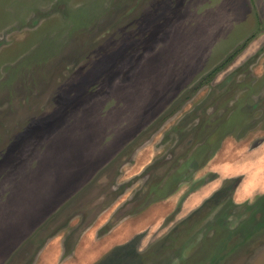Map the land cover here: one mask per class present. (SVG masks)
Here are the masks:
<instances>
[{
	"label": "rangeland",
	"instance_id": "obj_1",
	"mask_svg": "<svg viewBox=\"0 0 264 264\" xmlns=\"http://www.w3.org/2000/svg\"><path fill=\"white\" fill-rule=\"evenodd\" d=\"M0 264H264V0H0Z\"/></svg>",
	"mask_w": 264,
	"mask_h": 264
},
{
	"label": "trees",
	"instance_id": "obj_2",
	"mask_svg": "<svg viewBox=\"0 0 264 264\" xmlns=\"http://www.w3.org/2000/svg\"><path fill=\"white\" fill-rule=\"evenodd\" d=\"M237 52H238V51H236V52L234 53V55H235ZM217 70H218V68L213 69V70L211 71V73L209 74V76H211V75H213L214 73H216ZM207 78H208V75H207Z\"/></svg>",
	"mask_w": 264,
	"mask_h": 264
},
{
	"label": "flooded vegetation",
	"instance_id": "obj_3",
	"mask_svg": "<svg viewBox=\"0 0 264 264\" xmlns=\"http://www.w3.org/2000/svg\"><path fill=\"white\" fill-rule=\"evenodd\" d=\"M196 143V142H195Z\"/></svg>",
	"mask_w": 264,
	"mask_h": 264
}]
</instances>
